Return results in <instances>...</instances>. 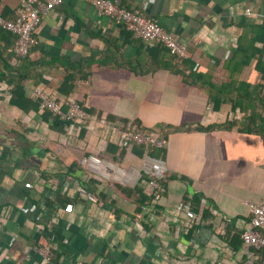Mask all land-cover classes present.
<instances>
[{"label": "crops", "instance_id": "1", "mask_svg": "<svg viewBox=\"0 0 264 264\" xmlns=\"http://www.w3.org/2000/svg\"><path fill=\"white\" fill-rule=\"evenodd\" d=\"M118 1L157 20L189 57L148 45L84 0L51 10L23 59L0 30V264H239L250 204L264 200V136L197 127L264 116V0ZM18 6L0 0V14L14 18ZM36 87L74 97L89 117L72 124L43 110ZM134 121L171 131L157 202L137 179L142 147L116 153ZM92 153L136 179L97 177L80 161Z\"/></svg>", "mask_w": 264, "mask_h": 264}, {"label": "built area", "instance_id": "2", "mask_svg": "<svg viewBox=\"0 0 264 264\" xmlns=\"http://www.w3.org/2000/svg\"><path fill=\"white\" fill-rule=\"evenodd\" d=\"M64 1L19 0V6L16 9L14 18H5L0 15V26L16 35L13 51L19 58L26 57L31 49L39 43L35 33L37 27L51 10L63 5ZM84 1L90 3L98 15L108 16L112 20L122 23L136 37L146 41L148 45H163L178 59L189 57L187 44L179 41L157 20L149 18L141 10L128 9L122 6L118 0ZM34 94L41 99V108L43 110H52L62 115L66 121L72 124L83 123L89 117L88 112L74 97H67L59 101L53 94L42 87H36ZM63 105L67 106L66 111L63 110ZM119 139L121 143L127 145L138 144L155 148H166L169 144V140L165 135H155L142 131H122ZM80 161L86 169L104 180H111L117 177L125 181L136 179V177L129 178L130 175L114 161L103 158L96 153L84 155ZM167 172L168 164L164 158L146 153L142 170L137 174V179L144 180L147 187L146 194L152 203L161 199L166 191L164 180ZM178 208L190 218L197 216L188 203H182ZM250 208L252 212L250 223L241 233L242 246L248 253V257L239 264H258L260 259H262V264H264V200L251 203ZM32 250L47 260L50 259L52 254L49 246H36Z\"/></svg>", "mask_w": 264, "mask_h": 264}, {"label": "trees", "instance_id": "3", "mask_svg": "<svg viewBox=\"0 0 264 264\" xmlns=\"http://www.w3.org/2000/svg\"><path fill=\"white\" fill-rule=\"evenodd\" d=\"M15 13H16V11H15ZM0 15L3 16L2 14H0ZM3 17H5V16H3ZM5 18H8V17H5ZM0 30H3L5 32L13 35L14 42H15L16 35L13 32L3 28L2 26H0ZM13 46H14V43H13ZM12 50H13V47H12ZM14 55L17 58H19L16 55L15 52H14ZM20 59H23V58H20ZM177 72L181 73V71H179V70ZM262 97L264 98V95ZM259 101H260L261 104L264 105V99H259ZM252 110H254V109H252ZM45 111L50 112V113H52L55 116H59V114L53 112L52 110L46 109ZM249 118H250L249 122L247 121L245 123H243L242 121H238V120H229V121H226L224 124L210 125L208 127L198 126L197 129L198 130H204V131L205 130L206 131H211V130H214V129L232 130L234 127H237L239 131L249 132V133L257 132V133H260V134H262L264 136V116H262V115L261 116L260 115L256 116L253 113V111H252V113H250V117ZM59 123H61V122L59 121ZM247 126H252V127L247 129V130H245L247 128ZM121 128H122L121 132L122 131H126V130L142 131V132H145V133H152V134H155V135H165L167 138L171 134L170 133L171 131L169 129H167L168 127L166 125H160L158 127H153V128L149 129V128L144 127L141 123H138L136 121L129 122V123L126 122L125 124H123V126ZM180 129L181 128L178 127V130H180ZM184 129H187V128L185 127ZM117 140H119V138ZM116 144H117L118 147H120V149H118V151H116V153L118 155H120V156H122V154L125 153V151H126V149L128 147L132 146V145H127V144L121 143L120 141H117ZM140 146L142 147V149L144 150L145 153H150V154H152L153 156H156V157H161V152L165 149V148H155V147H151V146H147V145H140ZM259 261H261V263H262V259H260Z\"/></svg>", "mask_w": 264, "mask_h": 264}]
</instances>
